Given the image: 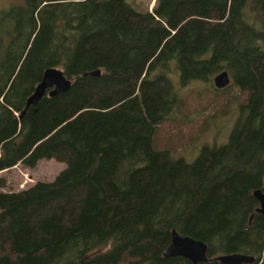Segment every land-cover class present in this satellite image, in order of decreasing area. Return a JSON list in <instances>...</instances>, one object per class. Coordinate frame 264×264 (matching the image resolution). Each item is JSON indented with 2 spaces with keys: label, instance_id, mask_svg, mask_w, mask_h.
Returning a JSON list of instances; mask_svg holds the SVG:
<instances>
[{
  "label": "trees",
  "instance_id": "1",
  "mask_svg": "<svg viewBox=\"0 0 264 264\" xmlns=\"http://www.w3.org/2000/svg\"><path fill=\"white\" fill-rule=\"evenodd\" d=\"M48 66L69 88L19 117ZM222 69L230 83L214 92L240 93L225 141L189 160L158 146L179 86ZM49 157L66 162L51 180L13 189L0 175V264H194L163 255L172 228L207 243L197 264L229 251L264 264V0L0 7V170Z\"/></svg>",
  "mask_w": 264,
  "mask_h": 264
},
{
  "label": "rangeland",
  "instance_id": "2",
  "mask_svg": "<svg viewBox=\"0 0 264 264\" xmlns=\"http://www.w3.org/2000/svg\"><path fill=\"white\" fill-rule=\"evenodd\" d=\"M19 0H0V7H8ZM140 10L152 9L156 0H128ZM210 80H193L179 86L183 102L173 114L157 125L155 132L158 146H166L174 156H183L186 160L193 158L203 143L219 144L225 141L232 126L235 112V96L239 91L235 86L221 93H215ZM175 84L179 81L173 76ZM180 85V83H179ZM172 116V117H171ZM66 162L55 157L41 158L33 167L17 163L6 170H0L8 186L19 189L39 179L51 180L64 167ZM7 190L8 187L3 188Z\"/></svg>",
  "mask_w": 264,
  "mask_h": 264
},
{
  "label": "water",
  "instance_id": "3",
  "mask_svg": "<svg viewBox=\"0 0 264 264\" xmlns=\"http://www.w3.org/2000/svg\"><path fill=\"white\" fill-rule=\"evenodd\" d=\"M93 75L100 73V69L96 68L89 72ZM212 82L215 87L222 88L230 83V76L226 69L218 71L212 78ZM71 79L66 77L63 70L57 66H48L43 70L41 79L36 83L33 91L27 96L25 105L21 110L19 117L29 108L31 104H35L45 94L54 95L63 92L69 88ZM253 195L258 200L259 204L256 207V211L264 215V186L257 187L253 190ZM253 214L250 215L249 221ZM164 256H176L181 255L188 258L192 263L197 264L200 261L209 259L207 253V243L202 240L183 234L177 231L175 228L171 229V239L168 245L163 250ZM212 259H217L223 264H245L255 262V255L242 251H229L214 256H210Z\"/></svg>",
  "mask_w": 264,
  "mask_h": 264
}]
</instances>
